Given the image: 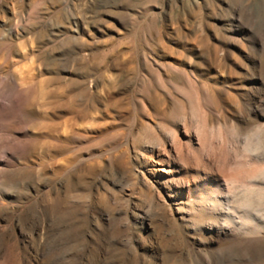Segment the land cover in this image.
Instances as JSON below:
<instances>
[{"label":"rangeland","instance_id":"rangeland-1","mask_svg":"<svg viewBox=\"0 0 264 264\" xmlns=\"http://www.w3.org/2000/svg\"><path fill=\"white\" fill-rule=\"evenodd\" d=\"M5 143L0 264H264V0H0Z\"/></svg>","mask_w":264,"mask_h":264},{"label":"bare ground","instance_id":"bare-ground-1","mask_svg":"<svg viewBox=\"0 0 264 264\" xmlns=\"http://www.w3.org/2000/svg\"><path fill=\"white\" fill-rule=\"evenodd\" d=\"M26 85H27V83L25 81H23L19 85V88L22 90L24 88V86H26ZM18 92H19V90L17 91V93ZM7 101L9 104H11V100H7ZM4 145L2 144V150H1L3 153V159L0 158V168L2 167L0 169V173L2 174L1 175L2 180H0V201H4V200H7V201L10 200L11 201V199L9 198V197H11V169L5 168V167L9 166L8 164L10 163V160H11V147H10L9 143H5ZM61 150H62V147L59 148L58 152ZM6 165H8V166H6ZM21 172L22 173L19 172V174L21 175L22 178H26V179L30 178V176H31L30 171L25 170V171H21ZM8 210L9 209L7 208V205H2L0 207V211L2 213H5L7 218H8V221H10V212Z\"/></svg>","mask_w":264,"mask_h":264}]
</instances>
